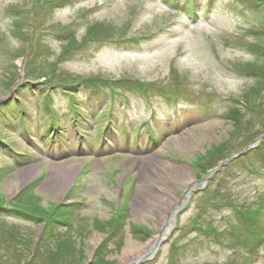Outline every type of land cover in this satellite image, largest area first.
<instances>
[{"label":"rangeland","instance_id":"374dc122","mask_svg":"<svg viewBox=\"0 0 264 264\" xmlns=\"http://www.w3.org/2000/svg\"><path fill=\"white\" fill-rule=\"evenodd\" d=\"M244 1L217 0L210 18L201 16L191 24L187 10L171 8L168 0H0V100L6 101L7 113L17 109V96L24 100L27 114H34L36 106L44 107V87L39 90L32 80L25 79L35 65V74L48 72L51 67L62 80L69 81L74 75L133 85L135 91L119 90L130 98L126 106L131 121L147 120L153 109L155 117L150 121L155 130L165 127L169 132L160 145L142 148V152H137L135 145L127 149L122 143L110 151L106 146L93 145L90 139L83 145L90 151H82L77 148L64 98L57 89L52 96L61 117L60 151L47 149L42 140L47 136L44 127L37 129L39 125L35 128L34 122L17 126L20 121L16 113L11 116V124L16 126H8L0 117V135L8 143L7 150L11 147L23 155L14 162L15 153L0 148V167L9 166L0 172V203L22 206L38 216L16 210L0 214V250L8 244L22 248L20 258L11 262L5 255L0 264H66V259L72 264H126L138 256L140 247L158 237L170 214L169 239L146 264H264V243L250 250L256 231L243 228L247 222L253 224L260 217L255 212L262 210L259 224L264 234V181L252 177L253 167L249 166V162L261 163L263 147L261 153L254 151L224 165L211 177L205 192L192 199L180 196L186 194L181 190L185 182L192 181L188 193L203 184L194 182L193 160L199 157L196 169L203 171L202 166H213L222 155L240 149L255 135L253 132L264 130V4L254 8L251 6L256 0ZM204 2L198 0L197 6ZM70 30L78 40L83 32L139 36L153 31L156 35L138 48L130 44L98 48V44L90 43L62 55L63 46L71 43ZM56 33L66 40L56 39ZM37 40L45 47L44 52L35 47ZM22 52L27 56H20ZM39 53L47 57L34 62ZM246 66L261 75L241 73ZM165 87L179 92L175 117L174 108L159 92L168 90ZM252 87L259 93L247 101V107L238 102L245 116L240 127H233L222 115L236 104L233 98ZM146 88L152 93V105L143 97L141 90ZM85 92L80 88L77 96L81 98ZM89 96L90 100L76 103L88 110L97 105L108 109L104 95L86 93L84 97ZM207 107L213 112L205 114ZM156 112L161 114L157 120ZM121 113L116 110L111 116L114 124L122 118ZM25 126L38 130L37 145L27 138ZM144 127L138 134L141 147L148 138ZM88 132L94 139L95 128ZM60 168L68 174L56 190V184L63 182ZM211 196L213 203L208 200ZM61 203L75 205L73 213L66 212L71 228L46 221V215L63 212L52 210ZM118 219L120 222L114 224ZM238 231L242 240L233 235ZM13 237L24 242L10 243ZM61 242L71 248L62 251L69 250L65 258L62 253L54 256ZM137 244L140 247L136 249Z\"/></svg>","mask_w":264,"mask_h":264},{"label":"trees","instance_id":"16d2710c","mask_svg":"<svg viewBox=\"0 0 264 264\" xmlns=\"http://www.w3.org/2000/svg\"><path fill=\"white\" fill-rule=\"evenodd\" d=\"M239 115H240V110L238 109V108H232L230 111H229V114L227 115L231 120H232V124H234L235 126H239V121H240V119H239ZM3 203H0V206L2 205ZM11 205H12V207H14V208H21V209H23V210H26V211H30V212H32L33 213V211L32 210H28L27 208H24V207H22V206H16V205H13L12 203H11ZM0 211H2L3 212V210H0ZM239 235V234H238ZM237 235V236H238ZM18 240H20V237H13V238H11L9 241H10V243L11 242H13V241H18ZM20 241H22V242H19L18 241V243H23L24 242V240L22 239V240H20ZM27 242H29V241H27ZM30 243V242H29ZM17 245V244H16ZM11 246L10 244H8L6 247H5V249H6V251L5 252H8V249H9V247H13V249L15 250L14 251V255L16 256V257H18V256H20L21 254H22V248L20 249V248H18V246ZM16 250H19V252H20V254L18 255L17 254V252H16ZM55 257H56V255H54ZM21 257V256H20Z\"/></svg>","mask_w":264,"mask_h":264},{"label":"bare ground","instance_id":"6f19581e","mask_svg":"<svg viewBox=\"0 0 264 264\" xmlns=\"http://www.w3.org/2000/svg\"><path fill=\"white\" fill-rule=\"evenodd\" d=\"M59 174H60V177L62 178V181H63V182H62V183L60 182L59 185L56 184V185H57L56 187L54 186L56 190H57V188H58L59 186L63 185V183L66 181L65 178L67 177V174H68V173L66 172L65 168H63V169L60 168V169H59ZM184 179L188 180V177H187V178H184ZM188 182H189V181H188ZM188 182H185V183L183 184V186L181 187V190H182V191L188 186V184H189ZM190 182H191V181H190ZM175 183H178V182L176 181V182H174V184H175ZM158 186H160V189H161V190H164L163 187H162V184H159ZM54 187H52L51 190H53ZM150 189H151V188H150ZM152 189H153V188H152ZM152 189H151V190H152ZM151 190H150V192H151L152 194H154V195H158V194H156L154 191H151ZM162 192H163V191H162ZM151 193H150V194H151ZM157 197H158V196H157ZM154 241H155V240H154ZM154 241H152L151 243L148 244V246H149L148 249H150V248H151V249H150V250L147 249L148 251H147V250L145 251V253H148V252H149V255H148V256H150V255L153 254V252H154V250H152V247H151V246L153 245ZM138 247H140L139 244H137V245L135 246L136 249H137ZM142 248H144V246H143ZM142 248L140 247L139 251L143 250ZM139 251H138V252H139ZM145 253H144V254H145Z\"/></svg>","mask_w":264,"mask_h":264}]
</instances>
